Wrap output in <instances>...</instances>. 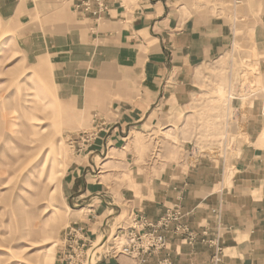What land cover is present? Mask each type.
<instances>
[{
	"label": "crops",
	"instance_id": "1",
	"mask_svg": "<svg viewBox=\"0 0 264 264\" xmlns=\"http://www.w3.org/2000/svg\"><path fill=\"white\" fill-rule=\"evenodd\" d=\"M215 1L192 10L177 0H0V20L19 27V39H41L24 53L51 67L58 101L105 126L61 179L62 196L82 202L78 238L94 244L129 217L155 224L175 209L193 238L173 233L172 223L165 248L144 263L120 254L99 264H211L218 237L220 264H264V0ZM225 5L248 8L246 21L256 24L249 31L263 89L235 116L225 152L184 143L154 157L140 139L191 104L197 72L229 53ZM37 17L51 23L38 36Z\"/></svg>",
	"mask_w": 264,
	"mask_h": 264
},
{
	"label": "rangeland",
	"instance_id": "2",
	"mask_svg": "<svg viewBox=\"0 0 264 264\" xmlns=\"http://www.w3.org/2000/svg\"><path fill=\"white\" fill-rule=\"evenodd\" d=\"M215 2L177 0L192 10L203 3L215 9ZM253 10V18L259 19L260 8ZM224 11L233 29L229 53L197 72L201 82L191 104L153 136L140 139L150 144L154 157L184 143L221 145L224 152L228 128L238 123L251 95L263 89L249 31L256 24L246 21L248 8L225 5ZM34 22L37 36L51 25L38 17ZM20 30L0 20V264H99L105 256L120 255V246L113 243L116 230L86 243L82 258H77L70 229L85 213L82 202L62 196L60 186L77 156H87L86 147L105 126L97 128L93 119L87 123L58 101L51 67L24 53L25 47L39 48L41 39L30 44L19 39Z\"/></svg>",
	"mask_w": 264,
	"mask_h": 264
},
{
	"label": "built area",
	"instance_id": "3",
	"mask_svg": "<svg viewBox=\"0 0 264 264\" xmlns=\"http://www.w3.org/2000/svg\"><path fill=\"white\" fill-rule=\"evenodd\" d=\"M83 7L86 11L90 8L89 4H83ZM91 14L97 16L99 11H92ZM227 147L228 146L224 144V152L227 150ZM181 217L182 214L178 209L166 214L155 224L147 223L142 217H129L127 225L116 230L113 237V243L114 245L118 244L120 246L121 255L139 259L144 263L148 256L160 252L165 248L167 242L165 233L169 230L172 223L176 224L173 233L185 235L187 240L192 242L193 238L189 234L188 229L186 226L180 224ZM81 232L82 229L77 228V225H74L72 229H70V235H73L75 238L74 242L76 243V249L74 250V253L77 254V258H82L83 249L86 247V242H83L78 238V235ZM209 244L213 248L211 264H220L223 256L220 237Z\"/></svg>",
	"mask_w": 264,
	"mask_h": 264
},
{
	"label": "bare ground",
	"instance_id": "4",
	"mask_svg": "<svg viewBox=\"0 0 264 264\" xmlns=\"http://www.w3.org/2000/svg\"><path fill=\"white\" fill-rule=\"evenodd\" d=\"M41 163H42V160H40V161L36 164V167L39 166ZM40 194H41V192H40Z\"/></svg>",
	"mask_w": 264,
	"mask_h": 264
}]
</instances>
